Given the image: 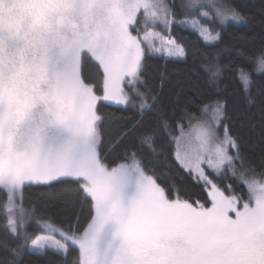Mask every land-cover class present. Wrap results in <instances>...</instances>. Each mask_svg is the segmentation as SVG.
Returning a JSON list of instances; mask_svg holds the SVG:
<instances>
[{"label": "snow or ice", "instance_id": "obj_1", "mask_svg": "<svg viewBox=\"0 0 264 264\" xmlns=\"http://www.w3.org/2000/svg\"><path fill=\"white\" fill-rule=\"evenodd\" d=\"M209 7L214 14L201 11ZM182 8L177 19L165 0H0V227L18 241L10 247L0 240L13 257L9 264L25 251L67 260L72 250L78 254L70 264H264V173L237 176L236 165L244 167L240 138L226 125L214 147L204 128L193 144L179 121L173 129L157 108V127L135 137L140 149L127 146L115 159L102 150L108 116L98 113V103L143 115L152 109L148 98L156 101L146 96L148 60H187L174 27L211 46L221 34L201 20L222 27L244 20L227 4L187 0ZM157 27L167 35L150 30ZM85 62L96 68L102 95L85 81ZM258 64L264 69V56ZM238 71L249 93L251 81ZM223 108L213 105L218 125L226 118ZM140 123L122 126L114 145ZM166 147L176 167L202 187L209 206L183 198L175 183L158 182L163 176L154 165L169 160ZM202 165L218 179L228 172L246 186L247 197L230 184L218 185ZM26 187L60 202L66 218L26 210ZM77 212L86 214L83 225ZM29 223L35 231L27 230Z\"/></svg>", "mask_w": 264, "mask_h": 264}, {"label": "trees", "instance_id": "obj_2", "mask_svg": "<svg viewBox=\"0 0 264 264\" xmlns=\"http://www.w3.org/2000/svg\"><path fill=\"white\" fill-rule=\"evenodd\" d=\"M172 12L177 19L183 18L184 10L181 0H169ZM224 4L235 8L244 20L240 23L229 21L226 26L219 23H201L207 27L219 31L220 41L214 45H206L196 35L182 32L179 28H173L172 36L180 43L188 54L184 62H165L159 59L148 60L146 75V96L154 95L156 101L148 98V104L152 105L151 110H146L143 115L139 110L127 108L122 105H111L100 102L97 105L98 113L107 115L108 120L103 133V151L108 153L109 159H115L123 155L127 146L133 150L140 149L138 140L135 139L141 131L155 129L160 117L156 115V109L162 112V118L167 120L172 128L176 122L187 129L191 123L204 117L205 106L221 102L224 105V117L221 119L218 135L222 136V125H226L230 134L240 138L241 160L243 171L256 174L264 173V117L261 114V107H264V69L257 67V60L264 55V0H221ZM185 37V39H181ZM207 66V67H205ZM220 72L215 78L212 72ZM242 69L250 77L249 93L244 91V86L239 78L238 70ZM165 79L161 81V75ZM82 75L86 82L93 83L99 91V75L96 68L88 62L82 67ZM141 92L145 87L138 85ZM252 97L253 103L249 104L248 96ZM113 117H124V120L113 122ZM141 121L139 128L130 136L126 137L123 143L114 145V141L120 133L122 126H129L131 123ZM171 130V129H170ZM179 131L173 134L177 135ZM157 143H161L160 140ZM169 160L160 158L159 163L154 165L156 174L163 176L158 181L162 186L167 187L170 182L175 183L183 192L182 197L190 202L202 201L208 205V199L202 187L193 182L189 175L178 169L170 160L172 149L166 147ZM145 156L150 157L147 149H143ZM171 164L169 167L168 165ZM240 166V164L238 163ZM250 166V169H249ZM210 176L223 186L230 184L234 193L247 197L246 186L238 183L237 179L228 172L221 178ZM259 178V177H258ZM44 191L37 187H26L24 189L23 207L27 210L30 207L37 212H48L61 219L66 218L65 210L58 201L46 199L40 195ZM67 199V198H64ZM3 194L0 193V201ZM73 209L67 210L71 215ZM80 222L83 225L85 213L77 212ZM4 219L0 216V225ZM27 230L35 231L29 223ZM7 239L10 247L15 246L18 241L5 236L4 229L0 227V240ZM78 253L75 250L69 254L67 260L57 255L41 257L36 254L23 252L18 258L17 264H70L73 257ZM13 259L11 253L0 247V264H9Z\"/></svg>", "mask_w": 264, "mask_h": 264}, {"label": "rangeland", "instance_id": "obj_3", "mask_svg": "<svg viewBox=\"0 0 264 264\" xmlns=\"http://www.w3.org/2000/svg\"><path fill=\"white\" fill-rule=\"evenodd\" d=\"M165 2L168 4L169 8L172 11V6L169 0H165ZM201 2L204 3H208V4H224L221 0H201ZM182 6L185 5L187 3V0H181ZM201 11H206L209 12L210 15L214 14L213 13V9L212 8H203L201 9ZM206 26V25H205ZM152 31H157V32H161L164 35H167V33H163V29L162 28H154V29H150ZM264 56V55H263ZM257 67H259L258 64V60H257ZM248 75V74H247ZM248 78L250 80V77L248 75ZM138 87V85H137ZM126 90L127 87H126ZM140 90V89H139ZM97 95H102V93L97 94ZM129 95L131 96V92L129 91ZM217 103V102H216ZM207 105L205 106V112H204V117L202 119H199L197 121H194L193 123L190 124V126L187 129H183L184 133L190 137L191 141L193 142V144L197 143V141L195 140V134L197 132V130L204 128L207 129L210 133L213 134L212 136V140L210 141V146L214 147L215 143L217 142L216 137H218V130L217 128L219 127V125L215 122V113L213 111V105ZM220 124V123H219ZM180 135V133L177 134V136ZM202 167H205V171L208 173V168L205 165H202ZM238 171H237V176H239L240 172H244L245 177L247 178L249 176L250 173H248V171H243V168H241V166H239L238 164L236 165ZM227 173V172H225ZM209 174V173H208ZM210 176V174H209ZM211 177V176H210ZM212 178V177H211ZM258 178V177H257ZM213 179V178H212ZM214 180V179H213ZM215 181V180H214ZM216 182V181H215ZM217 183V182H216ZM218 184V183H217ZM236 194V193H235ZM246 198V197H245ZM190 202V201H189ZM201 203H203L202 201H200ZM204 204V203H203ZM205 206H209V205H205ZM26 221L28 220V218H25Z\"/></svg>", "mask_w": 264, "mask_h": 264}]
</instances>
